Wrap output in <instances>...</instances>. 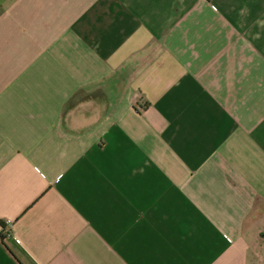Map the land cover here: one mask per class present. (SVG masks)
<instances>
[{"label": "crops", "instance_id": "1", "mask_svg": "<svg viewBox=\"0 0 264 264\" xmlns=\"http://www.w3.org/2000/svg\"><path fill=\"white\" fill-rule=\"evenodd\" d=\"M0 264H264V0H0Z\"/></svg>", "mask_w": 264, "mask_h": 264}, {"label": "built area", "instance_id": "2", "mask_svg": "<svg viewBox=\"0 0 264 264\" xmlns=\"http://www.w3.org/2000/svg\"><path fill=\"white\" fill-rule=\"evenodd\" d=\"M5 235H6L7 237H10V236H11V234H10L9 232H6V231H5Z\"/></svg>", "mask_w": 264, "mask_h": 264}]
</instances>
